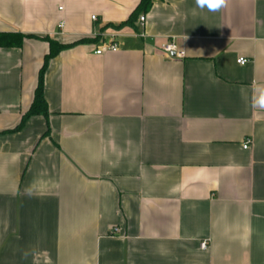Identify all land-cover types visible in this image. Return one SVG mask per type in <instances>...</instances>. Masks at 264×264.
I'll list each match as a JSON object with an SVG mask.
<instances>
[{
	"label": "crops",
	"instance_id": "crops-1",
	"mask_svg": "<svg viewBox=\"0 0 264 264\" xmlns=\"http://www.w3.org/2000/svg\"><path fill=\"white\" fill-rule=\"evenodd\" d=\"M140 1L0 0V264H264V0Z\"/></svg>",
	"mask_w": 264,
	"mask_h": 264
},
{
	"label": "trees",
	"instance_id": "trees-1",
	"mask_svg": "<svg viewBox=\"0 0 264 264\" xmlns=\"http://www.w3.org/2000/svg\"><path fill=\"white\" fill-rule=\"evenodd\" d=\"M161 0H141L137 8L133 11L130 18L118 25L116 28H122L124 26L130 25L134 26L136 20L142 15L149 12L154 3ZM24 37L22 35H1L0 36V46H12L20 47L22 45ZM49 44V52L44 59V64L40 69L38 76V84L34 94V100L30 109L23 115L20 124L14 129V131H19L23 128L25 123L32 117L42 116L46 119L49 118L50 112L49 107L44 97V84H45V73L48 69L49 63L52 59L58 56L61 52L68 50L77 44L89 42L91 40H84L74 44H61L57 41L50 40L49 38H44ZM11 132V131H10Z\"/></svg>",
	"mask_w": 264,
	"mask_h": 264
},
{
	"label": "built area",
	"instance_id": "built-area-1",
	"mask_svg": "<svg viewBox=\"0 0 264 264\" xmlns=\"http://www.w3.org/2000/svg\"><path fill=\"white\" fill-rule=\"evenodd\" d=\"M93 20H95V17H93ZM144 20H145V18H141V19H140L141 22H144ZM61 26H63V24H61ZM161 49H162V51H163L165 54H167V55H169V56L172 55V54H176V55H178L179 57L181 56L180 53L178 54L177 47H176V45L173 44V43H167V44H165V45H162ZM108 51H116V45L105 46V47H103L102 49L96 51V54H97V55H101V54L106 53V52H108ZM248 62H249V61L246 60V59H240V60L238 61V64H239V65H242V66H245L246 64H248ZM251 143H252L251 140H246L245 143L243 144V149H245V150L249 149L250 146H251ZM114 233H118V229H114ZM202 247L205 249V248L207 247V245H206V244H203Z\"/></svg>",
	"mask_w": 264,
	"mask_h": 264
},
{
	"label": "clouds",
	"instance_id": "clouds-1",
	"mask_svg": "<svg viewBox=\"0 0 264 264\" xmlns=\"http://www.w3.org/2000/svg\"><path fill=\"white\" fill-rule=\"evenodd\" d=\"M196 6L200 10L206 9L208 12L216 13L227 6L229 0H195ZM259 103L264 107V88L259 89Z\"/></svg>",
	"mask_w": 264,
	"mask_h": 264
}]
</instances>
